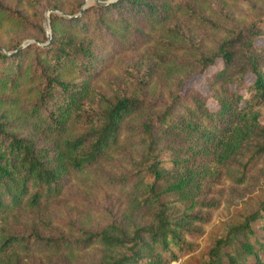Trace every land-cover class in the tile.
<instances>
[{
  "label": "trees",
  "instance_id": "1",
  "mask_svg": "<svg viewBox=\"0 0 264 264\" xmlns=\"http://www.w3.org/2000/svg\"><path fill=\"white\" fill-rule=\"evenodd\" d=\"M106 1L80 14L83 0L52 4L66 15L50 14L49 44L0 52V264H50L92 247L95 264H167L197 250L198 224L208 220L201 210L219 204L208 188L222 177L246 185L264 160V44L256 42L264 2L259 19L238 24L213 0ZM1 19L25 20L0 3ZM206 30L214 34L209 46ZM107 47L145 49L141 67L102 88L93 81ZM218 60L205 80L208 94L183 89ZM159 78L169 88L154 97ZM123 144L131 159L121 176L129 198L120 218L78 237L45 235V221L34 215L29 230L14 227L23 212L57 199L71 175L98 174ZM258 190L233 209L196 264H264Z\"/></svg>",
  "mask_w": 264,
  "mask_h": 264
},
{
  "label": "rangeland",
  "instance_id": "2",
  "mask_svg": "<svg viewBox=\"0 0 264 264\" xmlns=\"http://www.w3.org/2000/svg\"><path fill=\"white\" fill-rule=\"evenodd\" d=\"M77 0H0V3L17 10L24 15V22L14 24L7 19L0 20V52L9 53L15 49V45L22 43L40 44L47 42L48 31L51 33L50 14L52 12L65 16L66 12L62 10H52V4H62L64 7H70ZM85 6L94 3V0H83ZM106 1V0H103ZM215 6L226 14L227 21L234 23L249 22L259 19L260 10L264 0H213ZM81 5V6H82ZM49 19V21H48ZM195 27L192 31L198 33ZM207 41L205 46L211 45V39L214 34L206 30ZM37 41H35V40ZM42 39L43 41H39ZM256 42L259 45L264 44V36L258 37ZM106 65L100 70L99 75L93 83L102 88L106 83L117 80L122 77L123 72L132 66L133 69L142 64L144 49L129 50L122 53H114L110 48ZM221 67L218 60L210 65L204 73L191 74L183 84L186 87H196L203 94L209 93V88L205 82L206 77ZM132 72H135L133 70ZM246 83L251 82L252 75L247 74ZM167 81L159 78L155 83L154 97L157 93L168 90ZM153 93V92H151ZM207 104L210 108L216 107V101L211 96L207 98ZM261 121L264 122V107L262 108ZM121 151L114 156L103 160L100 163L98 174L89 173L86 175H71L63 193L55 200L46 205L43 209L36 211L23 212L22 219L14 221V227L21 230H29L28 225L30 215H34L38 221H45L39 228L42 233L52 236L78 237L82 236V230L101 228L112 220L120 218L127 207L129 198V185H123L121 176L130 169V159L125 152L124 144ZM129 151V150H128ZM134 151H131L133 154ZM251 181L246 185H234L228 178L222 177L214 185L208 188L207 196L217 199L219 204L214 209H204L201 213L208 215L207 222L198 224L200 232L197 236L198 248L196 251L182 256L176 260H171L167 264H196L205 258L207 250L212 245L215 235L223 226L224 222L230 216L235 207H239L242 199L250 194H255L258 189H264V160L260 161L256 167L251 170ZM28 218V219H27ZM95 248L85 249L75 257L66 260L65 256L56 255L51 259L50 264H95ZM41 264H49L44 258Z\"/></svg>",
  "mask_w": 264,
  "mask_h": 264
},
{
  "label": "water",
  "instance_id": "3",
  "mask_svg": "<svg viewBox=\"0 0 264 264\" xmlns=\"http://www.w3.org/2000/svg\"><path fill=\"white\" fill-rule=\"evenodd\" d=\"M94 1H99V0H94ZM109 1H112V0H108V1H106V2H109ZM85 4H86V1H85V3L81 6V8H80V11L78 12V14H80L82 11H83V9L85 8ZM52 10H55V9H52ZM48 21H49V19H48ZM49 27H50V25H49ZM48 39H47V42H45V43H41V45H47V44H49L50 43V41H51V33H50V31H48V37H47ZM33 40H35V39H33ZM35 41H37V40H35ZM24 44H26V43H22L18 48H21ZM1 49V48H0Z\"/></svg>",
  "mask_w": 264,
  "mask_h": 264
}]
</instances>
